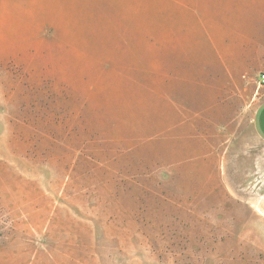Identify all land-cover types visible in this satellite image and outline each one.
Returning <instances> with one entry per match:
<instances>
[{"label":"rangeland","instance_id":"1","mask_svg":"<svg viewBox=\"0 0 264 264\" xmlns=\"http://www.w3.org/2000/svg\"><path fill=\"white\" fill-rule=\"evenodd\" d=\"M264 0H0V264H264Z\"/></svg>","mask_w":264,"mask_h":264},{"label":"crops","instance_id":"2","mask_svg":"<svg viewBox=\"0 0 264 264\" xmlns=\"http://www.w3.org/2000/svg\"><path fill=\"white\" fill-rule=\"evenodd\" d=\"M253 126L255 133L264 141V100L258 104L255 110Z\"/></svg>","mask_w":264,"mask_h":264},{"label":"built area","instance_id":"3","mask_svg":"<svg viewBox=\"0 0 264 264\" xmlns=\"http://www.w3.org/2000/svg\"><path fill=\"white\" fill-rule=\"evenodd\" d=\"M264 83V75L261 76L260 85Z\"/></svg>","mask_w":264,"mask_h":264}]
</instances>
